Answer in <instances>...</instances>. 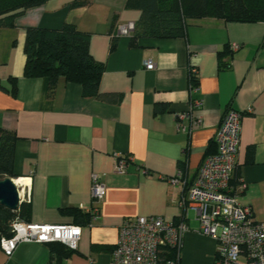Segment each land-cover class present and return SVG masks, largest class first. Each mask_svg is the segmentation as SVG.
<instances>
[{"label":"crops","instance_id":"0c3cea01","mask_svg":"<svg viewBox=\"0 0 264 264\" xmlns=\"http://www.w3.org/2000/svg\"><path fill=\"white\" fill-rule=\"evenodd\" d=\"M11 13L13 25L0 24V128L17 137L13 180H25L30 192L24 220L74 224L65 211L90 209L93 174L106 189L98 216L80 225L77 248L59 264H110L120 225L138 216L184 222L179 262L213 264L216 242L199 231L187 187L215 151L228 108L242 112L231 193L264 221L263 21L192 19L185 36L139 38L131 46L118 27L134 25L140 12L125 0H47ZM65 22L90 33V53L105 66L99 90L106 99L83 97L63 77L47 97L42 78L23 75L25 28ZM148 59L154 68H145ZM192 99L202 104L190 110ZM115 153L131 160L124 173L115 170ZM178 169L182 176L172 183ZM55 261L47 243L21 242L10 255L0 248V264Z\"/></svg>","mask_w":264,"mask_h":264},{"label":"built area","instance_id":"2783aa9c","mask_svg":"<svg viewBox=\"0 0 264 264\" xmlns=\"http://www.w3.org/2000/svg\"><path fill=\"white\" fill-rule=\"evenodd\" d=\"M133 27L130 23L119 26L118 32L130 35ZM143 63L146 69L155 66L151 59ZM201 104V100L192 99L189 109ZM241 117L242 112L234 108L225 111L213 136L216 149L203 159L187 187V204L196 212L199 231L216 242L213 264H264V221L254 220L251 208L240 204L231 193ZM114 160L118 173H124L131 161L121 153H115ZM181 176L182 170L178 169L171 182L177 184ZM241 186L246 187L244 183ZM16 187L18 210L21 204L30 202V192L28 188ZM90 192L92 206L88 211L94 219L99 214L98 203L106 192L98 174L91 176ZM10 228L11 236L0 239V248L6 255L21 242H60L75 250L81 236L79 225L33 223L17 215ZM186 230L184 222L173 223L159 216L125 219L119 227L110 264H181L179 255ZM171 251L176 252L175 258L168 257Z\"/></svg>","mask_w":264,"mask_h":264},{"label":"trees","instance_id":"16d2710c","mask_svg":"<svg viewBox=\"0 0 264 264\" xmlns=\"http://www.w3.org/2000/svg\"><path fill=\"white\" fill-rule=\"evenodd\" d=\"M46 1L0 0V24L12 26L14 13L11 12L41 5ZM83 3L76 1L73 4ZM125 7L140 12L130 33L131 46L136 45L139 38L185 36L187 22L203 17L234 22H264V0H125ZM115 45L113 41L110 50ZM23 51V75L42 78L47 97L53 96L59 78L63 77L65 81L79 84L83 97L106 99L99 90L105 66L90 53L89 32L78 29L70 22L55 29L29 26L25 28ZM11 81L12 91H15V81ZM190 82L192 86L197 85L195 75L190 76ZM16 139L14 133L0 128V180L5 177L15 178L13 158ZM65 212L72 215L74 225L90 224L91 215L88 210L70 208ZM24 214V204L14 211L0 205V239L11 236V221L16 215L25 219ZM47 245L56 264L74 252V249L60 242H49ZM175 256V251L168 255L169 258Z\"/></svg>","mask_w":264,"mask_h":264},{"label":"water","instance_id":"95a60500","mask_svg":"<svg viewBox=\"0 0 264 264\" xmlns=\"http://www.w3.org/2000/svg\"><path fill=\"white\" fill-rule=\"evenodd\" d=\"M18 190L13 178L5 177L0 180V205L16 210L18 208Z\"/></svg>","mask_w":264,"mask_h":264},{"label":"bare ground","instance_id":"6f19581e","mask_svg":"<svg viewBox=\"0 0 264 264\" xmlns=\"http://www.w3.org/2000/svg\"><path fill=\"white\" fill-rule=\"evenodd\" d=\"M14 181V180H13ZM25 180H22V179H19V180H15V185H17L18 187H20V188H27L26 186V184H25Z\"/></svg>","mask_w":264,"mask_h":264}]
</instances>
